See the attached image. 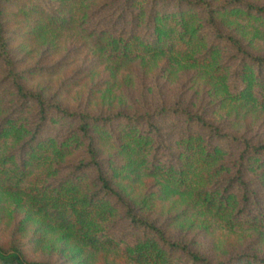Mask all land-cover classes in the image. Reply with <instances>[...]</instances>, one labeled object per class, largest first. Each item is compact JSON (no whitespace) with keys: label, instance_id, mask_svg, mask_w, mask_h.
<instances>
[{"label":"trees","instance_id":"16d2710c","mask_svg":"<svg viewBox=\"0 0 264 264\" xmlns=\"http://www.w3.org/2000/svg\"><path fill=\"white\" fill-rule=\"evenodd\" d=\"M114 1L116 14L93 20L88 34L92 45L109 50L111 60L121 63L135 56L176 51L192 54L199 64H210L218 55L229 54L235 63L236 93L248 96L250 92L264 104V55L248 50L222 25L251 14L262 16L264 7L247 0L218 5L209 0ZM112 2L105 7L113 6ZM3 13L0 0V61L11 79L6 85L0 81V96L13 95L15 101L0 117L1 189L29 197L50 220L72 229L89 250H117L137 264H264V257L257 254L214 261L138 213L124 190L115 185L124 165L102 157L98 141L100 135L111 139L146 173L159 175L174 190L190 191L194 202L227 229L264 227L263 206L250 178V174L264 177V143L225 132L202 113L179 104L133 115L71 111L54 98L26 88L22 79L26 72L16 70L3 35ZM72 122L76 125L59 137L64 124ZM16 137L20 143L8 149ZM82 144H86L87 161L68 174L46 183L36 174L47 169L53 156H65ZM235 151L236 160L227 168L233 167L236 174L223 187V179L211 172L222 169ZM90 171L95 174L86 183L83 175ZM124 178H130L129 174ZM0 264L47 263L29 261L13 245L7 250L0 246Z\"/></svg>","mask_w":264,"mask_h":264},{"label":"rangeland","instance_id":"374dc122","mask_svg":"<svg viewBox=\"0 0 264 264\" xmlns=\"http://www.w3.org/2000/svg\"><path fill=\"white\" fill-rule=\"evenodd\" d=\"M209 1L218 5L229 0ZM247 1L264 7V0ZM1 2L3 35L9 41L16 70L26 72L22 79L27 89L54 98L71 111L92 114H148L165 106L185 105L193 112L202 113L225 132L264 143V104L250 92L248 96L236 93L235 63L229 54L218 55L210 64H199L192 54L176 51L115 62L109 58V50L92 45L88 34L93 20L100 21L107 13L116 14V1ZM110 2L113 6L105 7ZM222 25L224 31L239 38L248 50L264 55V15L225 20ZM205 48L203 45L202 51ZM7 74L0 61V81H5V85L11 82ZM12 96H0V117L13 108ZM75 125L74 122L64 124L59 137ZM19 143L17 137L12 138L8 149ZM98 148L102 157H112L124 165L115 185L124 190L136 211L162 225L174 238L190 242L214 261L229 260L239 254L264 257V227L227 229L212 213L194 202L190 191L174 190L159 175L146 173L111 139L100 135ZM236 156L235 151L226 158L222 169L211 172V176L223 179V187L236 174V169L227 168ZM86 161V144H82L65 156H53L47 169L36 174L46 183ZM94 174L90 171L83 175L86 183H90ZM126 174L130 178H124ZM250 178L264 212V177L250 174ZM208 183L206 180L205 185ZM13 245H18L32 262L137 264L117 250H89L72 229L50 220L29 197L0 188V246L7 250Z\"/></svg>","mask_w":264,"mask_h":264}]
</instances>
